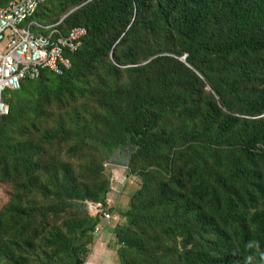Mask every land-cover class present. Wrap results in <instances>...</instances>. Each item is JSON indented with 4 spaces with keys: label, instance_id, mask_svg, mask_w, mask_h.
<instances>
[{
    "label": "trees",
    "instance_id": "obj_1",
    "mask_svg": "<svg viewBox=\"0 0 264 264\" xmlns=\"http://www.w3.org/2000/svg\"><path fill=\"white\" fill-rule=\"evenodd\" d=\"M32 19L87 32L67 71L6 98L0 264H85L128 141L118 264H264V0H48Z\"/></svg>",
    "mask_w": 264,
    "mask_h": 264
},
{
    "label": "built area",
    "instance_id": "obj_2",
    "mask_svg": "<svg viewBox=\"0 0 264 264\" xmlns=\"http://www.w3.org/2000/svg\"><path fill=\"white\" fill-rule=\"evenodd\" d=\"M46 1L8 0L0 4V119L9 109L6 91L18 89L24 79L38 77L41 70L63 74L72 65L70 54L81 46L86 35L83 25L62 33L57 28L62 19L47 25L33 20L38 5ZM110 180V191H115L114 175ZM88 210L99 217L94 233L113 220L111 211L99 202L89 203Z\"/></svg>",
    "mask_w": 264,
    "mask_h": 264
},
{
    "label": "rangeland",
    "instance_id": "obj_3",
    "mask_svg": "<svg viewBox=\"0 0 264 264\" xmlns=\"http://www.w3.org/2000/svg\"><path fill=\"white\" fill-rule=\"evenodd\" d=\"M9 93H10V91L5 92V94H7V95H9ZM9 98H10V96L8 97V99ZM61 157L63 160H66V161L71 160L73 162V164L76 163L75 160L69 159L66 155H64L62 151H61ZM108 158H109V156L106 159H104V161H103L104 164ZM113 171H116V173H115L116 177H117L116 183L119 184V186H121V184H122V186H121L122 190L120 191V189H117L118 195L124 196L123 197L124 201H126V197L129 196V194L132 193L138 187V185H140L141 178L137 175L130 174L126 168H121V167L112 166V165H107L105 175L108 176L109 178H112V172ZM120 171H124L123 174H125L126 177H128V180H127L125 186H124V182L126 181V178L121 180V178H120L121 172ZM11 194H12L11 184L8 182H0V208L10 200ZM38 199L41 202H43V199H41L40 197H38ZM89 202H91V201H89ZM125 206H126V203H124V206H122L123 210L125 209ZM111 213L113 215V221L111 222L113 228L116 225V223L122 224L124 222V217L121 215L120 212L111 211ZM67 217H68L67 212L66 213H60L56 216L50 215L48 217V221L51 223L60 224ZM96 234L97 233H94V231H93V242L90 245L89 254L91 253V251L93 252V249L95 247V243L98 241V236ZM103 246L105 249V252H104L105 254H104V259H102L101 261L102 262L105 261L106 264H118V256H117L118 246L116 244L115 239H113L111 241H105ZM89 254L86 257L85 263L88 262ZM251 264H255V262L252 261Z\"/></svg>",
    "mask_w": 264,
    "mask_h": 264
},
{
    "label": "crops",
    "instance_id": "obj_4",
    "mask_svg": "<svg viewBox=\"0 0 264 264\" xmlns=\"http://www.w3.org/2000/svg\"><path fill=\"white\" fill-rule=\"evenodd\" d=\"M120 172H121L120 173L121 174L120 175L121 180L126 178V181L124 182V186H125V184L128 180V177H126V175L123 174L124 171H120ZM115 173H116V171H113L112 175H114L115 181H117V177H116ZM116 184H115V188H114L116 190L115 191L111 190L107 194L106 202H107V205L112 208L111 211L122 213L127 208L129 198L136 189L132 193H130L129 196L126 197V201H124V198H123L124 196L118 195V190H117V189H120V191L122 190V188H121L122 184H121V186H119V184H117V185ZM124 203H126V206H125V209L123 210L122 206H124ZM112 221H110L106 224H102L100 231L96 234L98 236V241L95 243V247L93 249V252L91 251V253L89 254L88 262L85 264H106L105 261H103V262L101 261L102 259H104V254H105L104 253L105 249H104L103 244L105 241H111L114 239L113 227H112V223H111Z\"/></svg>",
    "mask_w": 264,
    "mask_h": 264
},
{
    "label": "water",
    "instance_id": "obj_5",
    "mask_svg": "<svg viewBox=\"0 0 264 264\" xmlns=\"http://www.w3.org/2000/svg\"><path fill=\"white\" fill-rule=\"evenodd\" d=\"M133 149L134 147L131 146L128 141V143L124 147H118L112 153H110L109 158L105 162V165L127 168L129 153Z\"/></svg>",
    "mask_w": 264,
    "mask_h": 264
}]
</instances>
